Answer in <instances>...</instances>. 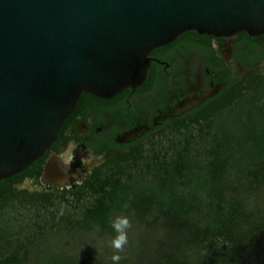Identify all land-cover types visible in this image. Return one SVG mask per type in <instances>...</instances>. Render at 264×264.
Instances as JSON below:
<instances>
[{"label": "trees", "instance_id": "1", "mask_svg": "<svg viewBox=\"0 0 264 264\" xmlns=\"http://www.w3.org/2000/svg\"><path fill=\"white\" fill-rule=\"evenodd\" d=\"M252 65L193 119L80 186L14 187L43 158L0 181V264H28L30 252L40 264H264V69ZM122 215L123 247L91 255L90 239L119 235Z\"/></svg>", "mask_w": 264, "mask_h": 264}, {"label": "water", "instance_id": "2", "mask_svg": "<svg viewBox=\"0 0 264 264\" xmlns=\"http://www.w3.org/2000/svg\"><path fill=\"white\" fill-rule=\"evenodd\" d=\"M189 31L261 36L264 0H0V181L43 156L82 93L139 87L150 52Z\"/></svg>", "mask_w": 264, "mask_h": 264}, {"label": "flooded vegetation", "instance_id": "3", "mask_svg": "<svg viewBox=\"0 0 264 264\" xmlns=\"http://www.w3.org/2000/svg\"><path fill=\"white\" fill-rule=\"evenodd\" d=\"M148 57L150 67L139 87L110 99L82 93L57 140L41 157V170L23 175L14 187L42 194L80 186L109 158L130 155L151 138L172 132L226 95L232 84L245 82L254 73L252 64L264 69V34L210 36L189 31ZM184 102L191 108L170 117L171 110ZM69 143L78 146L71 160L61 158ZM55 156L56 174L44 177L47 162Z\"/></svg>", "mask_w": 264, "mask_h": 264}, {"label": "rangeland", "instance_id": "4", "mask_svg": "<svg viewBox=\"0 0 264 264\" xmlns=\"http://www.w3.org/2000/svg\"><path fill=\"white\" fill-rule=\"evenodd\" d=\"M120 219L129 220L126 217V215L119 216L118 220H120ZM123 231L124 232L128 231V226ZM119 235H120V233H119ZM119 235H117L114 238L108 237V238H103V239H97V238L90 239V242L93 245V247H91L90 254L93 256H96V254L99 252H103L104 250H107V249H112L114 247L113 241H115ZM65 241H67V240L63 239L62 243L63 242L66 243ZM64 243H63V245H64ZM70 245H72V244H70ZM91 252H93V253H91ZM27 258H28V264H40V263L44 262V260L46 261V259L41 257L39 254L31 253V252L27 255Z\"/></svg>", "mask_w": 264, "mask_h": 264}, {"label": "clouds", "instance_id": "5", "mask_svg": "<svg viewBox=\"0 0 264 264\" xmlns=\"http://www.w3.org/2000/svg\"><path fill=\"white\" fill-rule=\"evenodd\" d=\"M78 146L75 145L74 143H69V145L65 148L64 153L62 154L61 158H67L68 160L72 159L73 154L77 150ZM128 226V220L127 219H120L114 224L115 230L120 233L118 238L113 241V246L116 249H121L123 245L126 243V236L124 234V229ZM120 259L119 256H114L113 260L115 262H118Z\"/></svg>", "mask_w": 264, "mask_h": 264}]
</instances>
